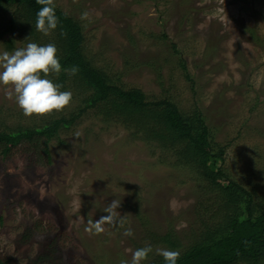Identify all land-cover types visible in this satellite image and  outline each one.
I'll use <instances>...</instances> for the list:
<instances>
[{
    "label": "rangeland",
    "instance_id": "obj_1",
    "mask_svg": "<svg viewBox=\"0 0 264 264\" xmlns=\"http://www.w3.org/2000/svg\"><path fill=\"white\" fill-rule=\"evenodd\" d=\"M55 5L80 22L83 55L112 83L140 89L149 101L167 97L183 113L200 110L215 144L224 147V173L255 190L254 201L263 203L264 0H55ZM84 12L87 19H81ZM10 14L0 12V30ZM50 34L39 45L52 43ZM10 36L0 38V54L33 42L16 31L9 48ZM58 76L49 78L56 83ZM63 85L62 91L72 93L68 107L29 117L8 97L11 88L0 84V130L69 119L84 106L85 94L68 73ZM99 112L87 109L59 129L49 142L50 164L40 159L42 136L22 140L4 155L0 151V264H121L150 244L153 252L142 262L148 264L163 259L157 248L180 252L200 230L206 218L196 207L200 202L211 208L215 197L205 193L197 172L174 167L154 142L130 136L118 122L106 123ZM113 199L121 200L117 211L124 226L88 232L87 221L108 215L103 210ZM134 207L146 225L134 217ZM129 227L133 236L124 235ZM168 227L181 247L152 242L147 231L163 234Z\"/></svg>",
    "mask_w": 264,
    "mask_h": 264
},
{
    "label": "trees",
    "instance_id": "obj_2",
    "mask_svg": "<svg viewBox=\"0 0 264 264\" xmlns=\"http://www.w3.org/2000/svg\"><path fill=\"white\" fill-rule=\"evenodd\" d=\"M41 7L36 0H0V12L6 15L8 10L11 11L10 20L0 30V38L6 33L11 34L6 40L7 47L12 48L16 31L25 33L26 39L39 44L43 33L36 30L35 23ZM55 12L59 25L51 31L50 37L58 49L62 69L73 66L79 69L72 77L75 89L85 94L82 98L84 106L69 119L62 117L40 126L0 130L1 153L6 154L22 140H39L42 136L40 159L44 158L50 164L49 142L59 129L68 127L87 109L99 107L106 123L118 122L130 130V136L154 142V147L171 157L174 167L184 168L190 174L197 172L199 180L204 182L205 193H214V206L203 207L199 202L196 207V213L206 219L198 232H192L189 243L180 251L177 264H264V199L263 203L256 204L255 190L243 187L224 173L221 165L224 147L215 144L201 111L183 113L167 97L149 101L140 89L125 90L112 83L83 55L84 36L80 22L60 8L56 7ZM249 30L253 32L251 27ZM181 65L186 72L185 63ZM66 76L67 72L62 70L56 83L64 87ZM134 208V217L144 221L141 211ZM146 222L141 224L146 225ZM147 232L153 243L165 244L171 249L181 247L178 234L171 227L163 234ZM148 264H165V261L153 260Z\"/></svg>",
    "mask_w": 264,
    "mask_h": 264
},
{
    "label": "clouds",
    "instance_id": "obj_3",
    "mask_svg": "<svg viewBox=\"0 0 264 264\" xmlns=\"http://www.w3.org/2000/svg\"><path fill=\"white\" fill-rule=\"evenodd\" d=\"M42 7L37 12L35 28L44 35H49L59 25V19L55 12V0H36ZM88 13L81 14V19H87ZM64 34L63 32L61 33ZM58 49L54 43L39 45L30 42L24 48H17L14 52L4 51L0 54V84L10 87L8 97L15 98L19 108L25 116H47L55 112H61L71 104V91H62V85L54 83L50 75H59L63 70L69 75H76L78 67L62 69L58 56ZM76 138L82 133L77 131ZM121 200L113 199L103 210L108 215L99 219L87 221L88 232L101 234L105 231L104 226H124L125 218L119 211ZM125 236H133L134 232L129 227L124 231ZM156 254L163 257L165 264H177L180 252L157 248ZM153 252L150 244L136 249L130 261H122L121 264H142Z\"/></svg>",
    "mask_w": 264,
    "mask_h": 264
}]
</instances>
